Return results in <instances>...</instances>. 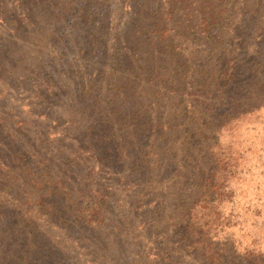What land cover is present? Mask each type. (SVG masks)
Here are the masks:
<instances>
[{
  "label": "rangeland",
  "instance_id": "374dc122",
  "mask_svg": "<svg viewBox=\"0 0 264 264\" xmlns=\"http://www.w3.org/2000/svg\"><path fill=\"white\" fill-rule=\"evenodd\" d=\"M0 264H264V0H0Z\"/></svg>",
  "mask_w": 264,
  "mask_h": 264
},
{
  "label": "trees",
  "instance_id": "16d2710c",
  "mask_svg": "<svg viewBox=\"0 0 264 264\" xmlns=\"http://www.w3.org/2000/svg\"><path fill=\"white\" fill-rule=\"evenodd\" d=\"M48 160V158H45L43 161H47ZM25 187V184L23 185V188Z\"/></svg>",
  "mask_w": 264,
  "mask_h": 264
}]
</instances>
